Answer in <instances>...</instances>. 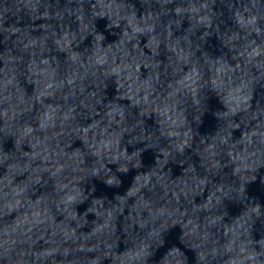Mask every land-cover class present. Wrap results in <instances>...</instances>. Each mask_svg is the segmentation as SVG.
I'll return each mask as SVG.
<instances>
[{
    "label": "water",
    "instance_id": "water-1",
    "mask_svg": "<svg viewBox=\"0 0 264 264\" xmlns=\"http://www.w3.org/2000/svg\"><path fill=\"white\" fill-rule=\"evenodd\" d=\"M0 264H264V0H0Z\"/></svg>",
    "mask_w": 264,
    "mask_h": 264
}]
</instances>
